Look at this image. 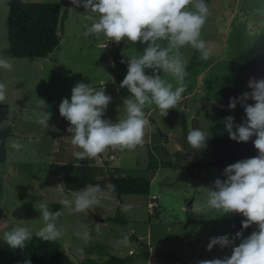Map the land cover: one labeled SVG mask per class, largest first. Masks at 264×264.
Instances as JSON below:
<instances>
[{"label":"rangeland","instance_id":"1","mask_svg":"<svg viewBox=\"0 0 264 264\" xmlns=\"http://www.w3.org/2000/svg\"><path fill=\"white\" fill-rule=\"evenodd\" d=\"M24 1L61 4L60 44L44 58H20L7 53L11 0H0V53L14 65L11 71L0 69V81L7 86L2 103L9 110L0 128L11 126L15 133L7 141V160L0 162V234L22 224L35 236L44 223L35 207L47 201L53 211H62L56 221L63 229L61 237L55 239L62 246L57 264H84L86 259L100 262L111 256L127 258V264H197L198 260L230 255L232 245H214L211 250L206 245L216 235L227 233L232 238L236 232L234 218L243 217L242 214L206 210V215L215 216L195 214L190 223L186 201L194 195V205L203 204L206 188L217 177L224 179L222 170L231 163L226 146L218 143L213 133L214 126L224 119L215 95L232 75L231 60L251 48L264 33V0H206L210 15L201 36L213 51L204 60L189 45L181 49L186 67H191L186 69L187 87L177 108H170L167 115L161 116L154 104L146 107L148 124L142 144L134 148L110 146L96 157L82 160L72 155L79 149L67 145L71 133L59 121L61 99L70 98L77 82L102 86L112 98L104 117L113 121L123 118L124 97L118 91L113 53L118 44L122 57L128 59L140 54L146 43H126L124 39L117 43L103 34L85 35L91 21L86 18L83 5L68 4L72 0ZM161 76L176 86L174 77L165 73ZM42 99L47 105L45 111L51 113L47 129L38 123L45 107ZM194 127L211 135L206 148L194 151L187 142V133ZM53 138H62L54 148ZM16 140L22 148L11 147ZM151 150L159 162L157 170L148 165ZM114 170L151 178L150 194L116 195L107 180ZM73 175L92 176L94 181L89 185L98 183L105 188L101 206L86 212H69L59 203L78 191L65 186L66 177ZM128 202L135 206L131 214L121 211V205ZM115 216L128 220L129 231L139 241L130 237L127 245L116 243L126 231L108 219ZM239 242L237 238L233 244ZM16 250L0 241V264H19Z\"/></svg>","mask_w":264,"mask_h":264},{"label":"clouds","instance_id":"2","mask_svg":"<svg viewBox=\"0 0 264 264\" xmlns=\"http://www.w3.org/2000/svg\"><path fill=\"white\" fill-rule=\"evenodd\" d=\"M74 5H83L85 15L91 21L85 35L103 34L115 42L124 39L126 43L139 41L146 46L138 55H130L126 61L127 72L120 87L131 94L123 99L125 115L115 121L105 118L104 112L112 99L104 87H94L90 83L77 82L71 88L70 98L64 97L58 105L69 125L71 144L79 150L72 155L80 160L96 157L110 146L134 148L144 142L148 124L145 109L155 105L161 116L167 110L177 108L183 99L187 85V61L181 49L189 45L199 52L200 58L207 60L212 47L201 36L202 26L210 15L206 0H72ZM13 61L0 53V69L11 71ZM145 69H151L148 73ZM161 73L174 77L176 86ZM251 91H245L237 97H230L228 108H235L239 101L246 113L242 123L234 124V117L227 115L223 125L231 139L236 141L252 140L258 150L252 157L243 158L227 164L222 175L217 177L211 187L206 188V199L201 205H192L195 214H205L206 210H221L222 214L238 212L245 219L242 228L232 238L227 233L209 238L206 245L211 250L214 245L220 248L232 245L231 254L224 258L198 260L197 264H264V78L250 77L247 81ZM6 84L0 81V103L6 99ZM252 99L255 103H245ZM38 123L47 129L50 112L45 111ZM211 135L200 127L191 128L186 136L191 148L196 151L207 146ZM11 147L20 149L23 145L12 141ZM105 188L100 184H91L73 192L71 198L59 201L69 212H86L101 206ZM131 202L121 205V211L131 214L134 209ZM43 225L35 233L43 239L61 237L63 229L57 225L61 209L53 211L47 201L38 208ZM220 214V213H218ZM216 214V215H218ZM215 216V215H206ZM255 222L256 227L248 235L243 228ZM33 233L22 224L13 225L0 234V241L10 248H24ZM87 237V232L84 233ZM238 244H233L235 239ZM130 233L125 232L118 245H127ZM24 264H31L25 260Z\"/></svg>","mask_w":264,"mask_h":264},{"label":"trees","instance_id":"3","mask_svg":"<svg viewBox=\"0 0 264 264\" xmlns=\"http://www.w3.org/2000/svg\"><path fill=\"white\" fill-rule=\"evenodd\" d=\"M69 1L68 4H71ZM61 4L58 2H27L24 0H11L10 10L7 19L8 27V48L7 53L13 57L20 58H44L54 52L60 44L58 32L61 17ZM127 59L122 57L121 46L116 45L113 53V66L116 75L117 87L120 95L124 98L131 95L126 87L121 88L120 82L127 72V64L121 61ZM197 61H194L196 63ZM233 67L232 75L222 84V88L216 93L215 99L220 102L219 112L221 117L232 115L234 124L242 123L246 118L243 105L237 101L235 108H228L230 97H237L245 91H251L247 85L250 77L264 78V33L260 34L253 43L252 47L231 60ZM193 65V64H192ZM191 65L187 66L189 69ZM151 72V69L147 71ZM245 103H255L248 99ZM8 106L0 103V122L8 118ZM185 127V126H184ZM213 133L215 140L221 145H225L230 153L231 163L255 156L257 149L252 143L254 137L248 141H236L231 139L224 128L223 121L218 122ZM14 136L11 126L0 128V162H5L8 158L7 141ZM168 152V151H167ZM149 167L153 170L159 168V162L155 153L150 151ZM189 172L192 173L191 168ZM112 191L116 195L139 194L149 195L151 192L152 179L123 175L120 170L110 171L107 177ZM94 177L73 175L67 176L65 186L68 190H80L81 187L93 183ZM187 219L190 223L195 220V213L192 209H186ZM122 225L130 237L138 238L129 231L128 220L123 216L108 218ZM245 217H235L234 226L236 231L241 230V221ZM256 227L255 222L247 228H243V235L250 233ZM16 257L19 264H24L25 260L31 264H57L62 257V246L55 239H43L33 236L26 246L22 249L17 248ZM128 259L123 257L111 256L107 260L98 262L97 260L86 259L84 264H127Z\"/></svg>","mask_w":264,"mask_h":264},{"label":"crops","instance_id":"4","mask_svg":"<svg viewBox=\"0 0 264 264\" xmlns=\"http://www.w3.org/2000/svg\"><path fill=\"white\" fill-rule=\"evenodd\" d=\"M63 118H64V117L61 115V116L59 117V121H60V124L63 125L64 129L67 130V127H68V125H69V122H68V121H64ZM14 135H15V133H14ZM12 137H13V136H12ZM53 139H54V142H53V148L57 146V144L59 143V140L62 141V138H58V139L53 138ZM68 144H71V142L67 141V145H68ZM71 145H72V144H71ZM112 156H113V155H112Z\"/></svg>","mask_w":264,"mask_h":264},{"label":"water","instance_id":"5","mask_svg":"<svg viewBox=\"0 0 264 264\" xmlns=\"http://www.w3.org/2000/svg\"><path fill=\"white\" fill-rule=\"evenodd\" d=\"M194 195L187 199L186 201V207L187 209H192V205L194 204Z\"/></svg>","mask_w":264,"mask_h":264},{"label":"built area","instance_id":"6","mask_svg":"<svg viewBox=\"0 0 264 264\" xmlns=\"http://www.w3.org/2000/svg\"><path fill=\"white\" fill-rule=\"evenodd\" d=\"M150 206H151V207H154V206H155V203H150Z\"/></svg>","mask_w":264,"mask_h":264}]
</instances>
